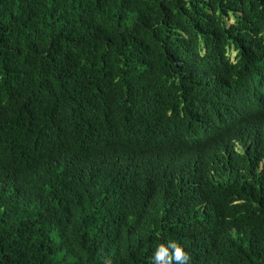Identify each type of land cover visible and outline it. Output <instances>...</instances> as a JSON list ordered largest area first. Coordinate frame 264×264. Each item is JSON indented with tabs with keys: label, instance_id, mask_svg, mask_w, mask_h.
I'll return each mask as SVG.
<instances>
[{
	"label": "trees",
	"instance_id": "1",
	"mask_svg": "<svg viewBox=\"0 0 264 264\" xmlns=\"http://www.w3.org/2000/svg\"><path fill=\"white\" fill-rule=\"evenodd\" d=\"M109 260L264 264V0H0V264Z\"/></svg>",
	"mask_w": 264,
	"mask_h": 264
},
{
	"label": "clouds",
	"instance_id": "2",
	"mask_svg": "<svg viewBox=\"0 0 264 264\" xmlns=\"http://www.w3.org/2000/svg\"><path fill=\"white\" fill-rule=\"evenodd\" d=\"M175 244H176V247H175V252L173 254L175 260L182 261L185 259H190L189 255L183 250V248L179 246L177 243ZM165 255H166V251L163 248H161L160 252L158 253L159 258L163 259ZM172 258L173 257H169V259H172ZM110 264H111V261H110Z\"/></svg>",
	"mask_w": 264,
	"mask_h": 264
},
{
	"label": "rangeland",
	"instance_id": "3",
	"mask_svg": "<svg viewBox=\"0 0 264 264\" xmlns=\"http://www.w3.org/2000/svg\"><path fill=\"white\" fill-rule=\"evenodd\" d=\"M234 51L231 52V59L233 60L234 59Z\"/></svg>",
	"mask_w": 264,
	"mask_h": 264
}]
</instances>
